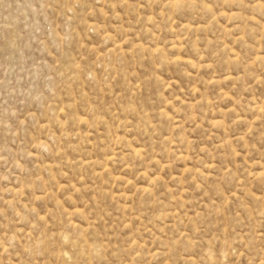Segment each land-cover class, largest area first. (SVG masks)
Listing matches in <instances>:
<instances>
[{
  "label": "rangeland",
  "instance_id": "1",
  "mask_svg": "<svg viewBox=\"0 0 264 264\" xmlns=\"http://www.w3.org/2000/svg\"><path fill=\"white\" fill-rule=\"evenodd\" d=\"M0 264H264V0H0Z\"/></svg>",
  "mask_w": 264,
  "mask_h": 264
},
{
  "label": "bare ground",
  "instance_id": "2",
  "mask_svg": "<svg viewBox=\"0 0 264 264\" xmlns=\"http://www.w3.org/2000/svg\"><path fill=\"white\" fill-rule=\"evenodd\" d=\"M138 151H139V150H138ZM138 151H137V152H138ZM137 152H136V153H137ZM138 153H139V152H138ZM138 153H137V154H138Z\"/></svg>",
  "mask_w": 264,
  "mask_h": 264
}]
</instances>
